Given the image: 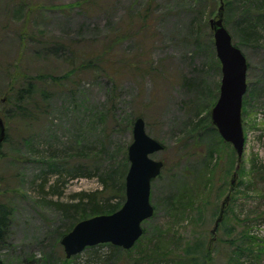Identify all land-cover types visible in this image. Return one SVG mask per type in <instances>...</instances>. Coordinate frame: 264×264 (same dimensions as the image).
<instances>
[{"label": "rangeland", "instance_id": "rangeland-1", "mask_svg": "<svg viewBox=\"0 0 264 264\" xmlns=\"http://www.w3.org/2000/svg\"><path fill=\"white\" fill-rule=\"evenodd\" d=\"M196 1L0 0V204L11 209L2 263L264 264V46H240L250 90L238 159L211 123L213 105L204 119L222 79L210 28L218 7L211 15ZM91 51L102 55L87 70ZM138 117L165 147L151 155L164 163L154 215L130 251L105 243L68 259L56 232L70 220L55 203L102 190L123 206Z\"/></svg>", "mask_w": 264, "mask_h": 264}, {"label": "water", "instance_id": "water-1", "mask_svg": "<svg viewBox=\"0 0 264 264\" xmlns=\"http://www.w3.org/2000/svg\"><path fill=\"white\" fill-rule=\"evenodd\" d=\"M220 1L219 18L210 22L216 54L222 66L220 95L211 110V120L219 134L233 145L241 158L245 144L242 103L247 90L248 64L224 25V4L223 0ZM5 135L6 129L0 117V145ZM133 137L128 150L130 168L126 176L125 203L112 214L97 215L77 223L61 240L67 258L79 254L88 246L102 243L129 250L143 234V222L153 216L151 184L164 164L150 156L160 152L163 144L147 134L143 118L135 121Z\"/></svg>", "mask_w": 264, "mask_h": 264}, {"label": "trees", "instance_id": "trees-1", "mask_svg": "<svg viewBox=\"0 0 264 264\" xmlns=\"http://www.w3.org/2000/svg\"><path fill=\"white\" fill-rule=\"evenodd\" d=\"M203 1L206 2L208 7L211 8L210 12L213 14H215V9L217 7L219 8V6H220L219 0H197L196 6H198L199 3L203 2ZM223 2L225 4V24H226V27L230 31V33L233 37L234 43H235L236 38H238L235 45L240 47L241 45L243 46L246 44L247 45L258 44L260 42V39H258V38L255 39L254 37H252L249 33V29L251 30L252 27L257 28L256 24L253 22V21H255L256 15H264V0H223ZM218 8H217V11H218ZM233 12H234V14H233ZM230 18H234L235 24L232 21L230 22V20H229ZM261 28H264V25ZM92 52L93 51H91L88 54H84V57L82 59V65L87 70H88V68H90L92 66V65H90V63H92L95 58H98L102 55L100 53L102 51H99V53H97L96 55L94 53L92 54ZM82 55L80 56V58L82 57ZM74 59L76 60L75 56L73 57V60ZM188 83L190 84V82H188ZM249 90H250V88L248 86L247 93H249ZM247 93L244 97L243 107L245 106ZM188 104L187 105L184 104V107L185 108L186 107L191 108V106H193V108H196L198 105L196 101H192L190 103V105H188ZM213 104H214V102H212L210 104L209 108L207 109V114L204 118L205 120H207V121H205L207 124H209V120H210L209 110ZM20 112H21V114L23 113L22 111H20ZM200 124H201V120L195 122L191 126V134L196 133L198 131ZM261 165L262 166L260 167L259 172H262L264 174V164H261ZM258 168L259 167L256 168L254 166V170H256ZM103 182L106 183L107 181H103ZM40 187L43 190V188L45 186H44V184H41ZM111 192H114V191H111ZM119 192L122 193L121 196L124 198L125 191H124L123 186ZM103 194L104 193L102 192V190L101 191H95V192H92L90 194L80 193L77 195L78 200H76L75 202H71L69 204H61L59 202H56L55 205H58V207L61 211V214L63 215V218L70 220L69 224H67V226H64V227L61 226V232L60 233H58V231L56 232L57 236L62 237L64 234H66L68 231H70L77 222L87 218L88 214H90V213L92 214L90 216H94V215L105 214L108 212L109 213L115 212L119 208V206H114V205L110 204L109 197L105 198V196H102V198H100L99 195H103ZM106 199H108V200H106ZM10 210L11 209L0 204V238H1V233H2L1 227L4 224L5 225L8 224V220H9L8 217L11 214ZM62 229H63V232H62ZM110 247L114 251L121 250L120 247H115V246H110ZM130 250H127V251H130ZM233 259H235V257L230 256V260H233ZM0 264H4V263H2L0 261ZM130 264H134V262L131 261Z\"/></svg>", "mask_w": 264, "mask_h": 264}, {"label": "bare ground", "instance_id": "bare-ground-1", "mask_svg": "<svg viewBox=\"0 0 264 264\" xmlns=\"http://www.w3.org/2000/svg\"><path fill=\"white\" fill-rule=\"evenodd\" d=\"M211 15L213 14V13H211V12H209ZM233 14H234V12H233ZM217 18H219V14H218V12H216V14H215V16L213 17V18H211L210 19V21L212 20V19H217ZM230 20V22L232 21L233 23H234V18H230L229 19ZM255 24H256V26H257V28H255V27H252L251 28V30L249 29V33H250V35L252 36V37H254L255 39L256 38H258V39H260V42L258 43V45H262V46H264V28H261L263 25H264V15H256L255 16V21H253ZM224 24H225V21H224ZM235 24V23H234ZM226 25V24H225ZM229 31V30H228ZM229 33H230V31H229ZM231 34V33H230ZM237 47H239V46H237ZM240 48V47H239ZM240 50L244 53V51L242 50V48H240ZM248 84V83H247ZM249 85V84H248ZM217 102V101H216ZM216 102L213 104V106H212V109H213V107L215 106V104H216ZM211 109V110H212ZM80 222V221H79ZM79 222H77V223H79ZM76 223V224H77ZM75 224V225H76ZM74 225V226H75ZM74 226H73V228H74ZM72 228V229H73ZM71 229V230H72ZM142 229H143V234L141 235V237L137 240V242L135 243V245L139 242V240L143 237V235H144V233H145V231H144V228H143V225H142ZM70 230V231H71ZM221 230V221H220V218H218L217 220H216V222H215V225H214V228H213V231H220ZM69 232V231H68ZM67 232V233H68ZM66 233V234H67ZM66 234H64L63 236H62V238L66 235ZM62 238H61V240H62ZM221 240V242H222V239H220ZM103 244V243H102ZM98 245H100V244H98ZM135 245L132 247V248H134L135 247ZM95 246H97V245H95ZM95 246H88V247H86L84 250H86L87 248H90V247H95ZM131 248V249H132ZM83 250V251H84ZM130 250V249H129ZM82 251V252H83ZM81 253V252H80ZM79 253V254H80ZM76 255H78V254H76ZM76 255H74V256H76ZM74 256H72V257H74ZM260 258V257H259ZM263 257H261V259H262Z\"/></svg>", "mask_w": 264, "mask_h": 264}]
</instances>
